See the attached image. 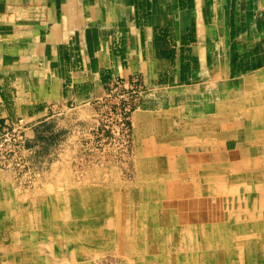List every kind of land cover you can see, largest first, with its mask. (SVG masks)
Listing matches in <instances>:
<instances>
[{
    "label": "crops",
    "instance_id": "crops-1",
    "mask_svg": "<svg viewBox=\"0 0 264 264\" xmlns=\"http://www.w3.org/2000/svg\"><path fill=\"white\" fill-rule=\"evenodd\" d=\"M115 78L163 101L135 113L140 157L188 142L189 166L239 171L264 147V0H0V123Z\"/></svg>",
    "mask_w": 264,
    "mask_h": 264
},
{
    "label": "bare ground",
    "instance_id": "bare-ground-1",
    "mask_svg": "<svg viewBox=\"0 0 264 264\" xmlns=\"http://www.w3.org/2000/svg\"><path fill=\"white\" fill-rule=\"evenodd\" d=\"M253 117L264 120V111ZM185 144L160 143L159 165L140 159L147 205L134 219L120 215L115 190L112 199L84 182L50 184L34 201L2 200L19 242L0 264H101V251L112 264H264V147L236 156L240 170L226 174L189 166Z\"/></svg>",
    "mask_w": 264,
    "mask_h": 264
},
{
    "label": "rangeland",
    "instance_id": "rangeland-1",
    "mask_svg": "<svg viewBox=\"0 0 264 264\" xmlns=\"http://www.w3.org/2000/svg\"><path fill=\"white\" fill-rule=\"evenodd\" d=\"M106 87L105 96L95 101L52 105L0 123V202L34 201L50 184L76 189L72 184L84 182L102 186L112 199L115 190L120 215L141 214L147 203L137 182L140 159L149 167L161 159L139 158L144 152L134 133L135 113L163 101L138 79L115 78ZM7 210L13 211L0 205V258L19 242ZM109 255L101 251V264H112Z\"/></svg>",
    "mask_w": 264,
    "mask_h": 264
},
{
    "label": "built area",
    "instance_id": "built-area-1",
    "mask_svg": "<svg viewBox=\"0 0 264 264\" xmlns=\"http://www.w3.org/2000/svg\"><path fill=\"white\" fill-rule=\"evenodd\" d=\"M141 93H143V91ZM141 93H140V95H141Z\"/></svg>",
    "mask_w": 264,
    "mask_h": 264
}]
</instances>
